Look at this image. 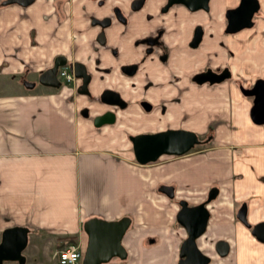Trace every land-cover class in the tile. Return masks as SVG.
I'll list each match as a JSON object with an SVG mask.
<instances>
[{"label": "crops", "instance_id": "crops-1", "mask_svg": "<svg viewBox=\"0 0 264 264\" xmlns=\"http://www.w3.org/2000/svg\"><path fill=\"white\" fill-rule=\"evenodd\" d=\"M97 1L66 0L64 17L59 20L54 0H35L23 6L0 0V241L7 226L25 225L26 262L44 251L43 259L36 261L46 264L52 255L57 257L59 238L74 235L79 245L85 246L88 235L84 219H116L126 214L132 225L122 240L127 256L131 244L139 246L143 256L153 254L154 260L168 249H174L177 257L187 231L176 219L179 206L175 199L186 197L196 203L215 186L218 193L207 204L209 221L203 234L211 230L215 239L229 240L238 263L255 260L259 264L249 251L263 248L264 241L260 244L235 212L244 201L251 221L264 219V121H253L252 98L240 88L244 77L251 83L258 76L264 77V0H260L252 26L229 33L225 9L238 0H211L209 9L200 12L206 32L204 44L192 51L193 69L231 65V78L206 83L199 89L193 83L190 103H170L168 109L174 115L143 125L132 121L138 116L129 109L114 123L96 124L92 117L105 106L92 104L87 113L85 108L92 98L76 91L78 80L60 88L23 83L26 78L38 77L53 63L55 54L65 52L71 58L83 59L96 77L102 74L99 84H91L92 94L98 95L104 85L117 82L126 89L132 84L130 79L137 82V95L146 93L138 90L143 85L141 77L127 78L119 68L120 62L129 59L125 52L140 48L134 39L145 32L138 19L142 12H134L131 22L117 26L124 38L109 37L99 43L95 39L98 25L89 24L86 34L83 28L91 14L100 15ZM114 3L127 8L123 0H106L109 6ZM184 8L183 4L172 8V17ZM156 25L152 22L150 31ZM177 25L178 21L172 24L178 29ZM96 57L101 59V68L96 67ZM107 72L112 82L103 78ZM154 91L147 92L157 102L161 95ZM134 109L143 115L142 110ZM159 112L144 114L154 117ZM169 125L184 126L199 134L209 128L210 143L181 155L160 154L157 160L139 162L128 134ZM163 182L175 185V198L158 189ZM161 229L164 236L172 235L171 246L165 241L153 248L142 245L148 238H159ZM47 240L52 242L48 249L44 244ZM243 242L248 258L253 259L240 255ZM40 245H44L42 250ZM258 245L263 246L255 247Z\"/></svg>", "mask_w": 264, "mask_h": 264}, {"label": "flooded vegetation", "instance_id": "flooded-vegetation-1", "mask_svg": "<svg viewBox=\"0 0 264 264\" xmlns=\"http://www.w3.org/2000/svg\"><path fill=\"white\" fill-rule=\"evenodd\" d=\"M34 1L35 0H33L32 2ZM65 1L66 0H54V6H56L57 8V14H58L59 20H62V18L64 17L65 9H64L63 3ZM240 1L241 0H238L235 4L228 5V7H231V6L235 7L240 3ZM123 2H124L123 3L124 6L125 7L127 6L126 10L124 7H122L118 3H114L112 6H109L108 4H106V0H98L97 1V5L99 6L98 10L99 12L101 11V13L99 16L91 14L88 17L89 19L87 23L84 22L85 24H83L84 33L86 34L88 32V27L90 24L93 26L95 25L99 26V29L96 32V36H95L96 41H98L99 43H105L109 39V37L111 38L122 37L120 32L117 29V26L119 24H126V22L127 23L131 22L133 17L135 18L134 12L141 11L142 13H140L139 15L140 18L138 19H139V22L142 24V26H144L143 28H145L144 29L145 32L140 34V36L137 37L136 39H134L135 43L138 44L140 48L139 49L133 48L131 49V51L125 52L126 53L125 55L127 56V58L129 57V59L128 61L120 62L119 68H121L123 76L127 78L136 77V76L141 77L140 84H143V85L139 87L138 90H142V89L146 90L144 91L146 93L137 95L136 93V90H137L136 83L137 82L134 79H130L132 84H129V86H127L126 89L124 88L121 89V87H119L120 85L119 82H117V84L114 86L109 85V84L104 85L103 88H101L98 91V95L92 94L91 84L95 82L99 84L100 83L99 80H101L102 74L96 77L95 72L92 69H89L86 62L83 61V59L81 58H77V57L71 58L65 52L55 54L53 56L54 58L53 63L55 62V59L59 56L61 58L67 59L66 62H64V64L70 63L71 65L72 62L77 61V60H81L85 64L86 69L89 72L88 81L86 83L87 84L86 90L83 91L82 89L83 86L81 84L83 82H82L81 77H77V78L75 77L74 81L78 80L79 82L78 87L76 89L77 92L86 94L90 98H92L91 103H89L86 106L87 108H85L87 113L89 112V108L91 107L92 104L94 106H105L104 110L99 113H104V111L110 109L111 111L115 112L114 119L115 121H117V118L119 117V115H122L121 113L124 112V110L129 109L131 110L130 112L134 116H138V117H132L133 118L132 121L135 122L136 124L143 125L144 123H146V121L155 122L159 118H161L162 120L166 119V117L168 118L169 114L174 115V113H171V111L168 109V106L170 103L171 104L180 103L181 105L182 104L186 105V103L190 101L193 83H197V87L199 89V86L206 85V83L211 82L209 78H205V80L200 81L201 78L205 77L206 75H209L208 71L210 69L211 71H214L216 73L214 74L215 76H217L220 72L225 73V68H228L227 71L229 72L228 76H223L220 80L211 82V84L225 81L228 78H231V69H232L231 65L229 66V65L219 64L215 68L211 67L210 65V66H205V68H202L200 70L193 69L192 58H193L194 53L192 51L193 49H196V47L198 48L200 45L204 44V40H205L204 36L206 32V26L200 21L202 17V14L200 12H202L203 10L209 9V7L211 6V0H208L207 2L208 5L206 7L202 6L198 8L196 7L193 8L182 0H177L173 2H170L169 0H123ZM178 4H183V6L185 7L184 8L185 10L184 11L182 9L177 10L176 14H179V15L172 17L173 14H171V10L175 6L177 7ZM260 5H261V2H260ZM260 5L258 9L260 8ZM228 7L225 9L226 17H227L226 10L228 9ZM257 10L254 13V16L258 12ZM177 18L179 20H177ZM194 18L198 20H194ZM227 19H226V24H227ZM175 21H178V25H177L178 29L172 26V24H174ZM152 22L154 23L157 22V25L154 26L155 28L154 31H150ZM107 30L111 31L110 35ZM226 30H227V25H226ZM33 31L34 30H32L31 33H33ZM233 31L235 30H229V31L227 30L228 33L233 32ZM33 37H34V33H33ZM122 38H124V36ZM96 60H97L96 67L101 68V66L98 65L101 59L99 57H96ZM64 64L57 66V78L59 80L60 85L59 86L52 85V86H57L58 88H60L64 86L65 83H67L66 81L64 82L62 80L59 74V70H58L59 66H62ZM153 74L155 75H154V78L152 79L151 76H153ZM38 77L34 79L26 78V80H30L32 81L34 85H37L39 83H42L38 81ZM103 78L107 79L110 82L113 81V78H111L110 75L108 76V72L107 74L103 76ZM155 78H158V80H156ZM252 84L253 82L247 86L250 87ZM106 87H109L110 89H113V90H117L119 93H121L123 100H124V104L123 105L120 103L109 104V102H106L105 100L103 101V97L101 93L103 89ZM147 91H149L150 93H153L154 91L158 95H161V96L157 102L156 101L154 102L152 99L153 97ZM247 95H250V94H247ZM250 97L253 98L252 95ZM135 107L137 110L138 109L142 110L143 115L137 114L134 109ZM157 110L160 112L159 114L154 116L155 118L148 116L147 114H144L145 112H156ZM170 126H174V125H169V126H166L165 128H169ZM165 128L159 127V128H156V130L165 129ZM145 130H148V129H145ZM156 130H149V131H156ZM143 131H140V132H143ZM136 132L129 133L128 139L130 140L131 134L136 133ZM199 135L198 137L200 138ZM200 142L204 143L201 138H200ZM200 142H197V143H200ZM242 202L239 203L240 204L239 207L243 204ZM190 204H193V203H190ZM239 207L237 208V210L239 209ZM235 216H236V212H235ZM246 216H247V213H246ZM248 220L250 219L248 218ZM251 222L253 223V221ZM248 228L250 229V227ZM201 235H199V237ZM198 238H196V242ZM214 247H215V250L217 251L216 243L214 244ZM204 253L208 254L206 251H204ZM208 255L210 256V254ZM211 261H212V256H211Z\"/></svg>", "mask_w": 264, "mask_h": 264}, {"label": "water", "instance_id": "water-1", "mask_svg": "<svg viewBox=\"0 0 264 264\" xmlns=\"http://www.w3.org/2000/svg\"><path fill=\"white\" fill-rule=\"evenodd\" d=\"M33 0H4V3L16 2L20 5L30 4ZM170 2L177 0H169ZM193 8L206 7L208 0H182ZM260 5V0H241L237 6L228 7L227 12V30L238 31L245 26H252L253 16ZM66 58L57 57L51 66L42 69L38 77V81L45 85H60L57 78V66L64 64ZM75 70V77L82 78L83 91L86 90L89 72L85 64L81 60L71 63ZM228 68L225 73L220 72L217 76L211 69L209 75L201 78L200 81L209 78L211 82L220 80L223 76H228ZM213 74V75H212ZM224 74V75H223ZM27 86L34 84L30 80L23 82ZM240 88L246 94L252 95L253 105L250 107V114L254 122L264 121V77L258 76L249 87L240 85ZM103 101L109 104H124L121 93L117 90L106 87L102 91ZM114 111L110 109L104 113L95 114L93 120L96 124L102 125L105 122H114ZM198 132L187 127L170 126L165 129H157L156 131L145 130L139 133L131 134V143L133 144L134 156L141 163L157 160L160 154L181 155L183 152L193 148L197 142H200ZM174 184L161 183L158 189L168 196L172 197L174 193ZM208 196L204 200L190 204L186 197L178 200L179 209L175 212L176 219L181 223L182 227L187 231V235L181 241L180 251H178L177 264H207L211 261V256L204 253L203 249L197 244L196 238L205 232L206 225L209 221L210 209L207 203L211 198L217 195V188L210 187ZM243 204L236 211V216L242 220L243 224L252 229L255 237L264 241V219L258 222H251L246 216L247 204ZM84 230L88 235L85 244L84 255H82V264H99L107 262L112 256L123 259L126 257L128 249L123 244V236L125 230L130 227V217L122 214L120 217L113 219H104L100 216L86 218L83 221ZM28 228L25 225L7 226L1 232L0 241V264H30L26 263L25 253L22 251L28 243ZM217 252L219 255L225 256L230 249V242L225 238H216L215 240Z\"/></svg>", "mask_w": 264, "mask_h": 264}, {"label": "rangeland", "instance_id": "rangeland-1", "mask_svg": "<svg viewBox=\"0 0 264 264\" xmlns=\"http://www.w3.org/2000/svg\"><path fill=\"white\" fill-rule=\"evenodd\" d=\"M236 74H238L237 70H236ZM240 80H241L240 82H241V84L243 86H244L243 83H245V82H246L245 85H248L249 83H251L250 82V78H245L244 77L243 79H240ZM180 112H183V110H181ZM200 134H201V136L200 135L199 136H200V138L202 139V141L204 143H201V142L197 143L195 145V147L191 148L190 150H195L196 148H204V147L208 146V143H210V135L212 134V130H210L208 128V130L206 132H203V133L201 132ZM172 197L175 198V196H172ZM213 198H216V196L213 197ZM180 199H175L177 204H178V200H180ZM188 202H190V201H188ZM177 206H179V204ZM179 225L180 224H178L177 226H179ZM242 225L245 226L243 223H242ZM131 227H132V225H131ZM245 228L249 229L247 226H245ZM209 230H210V228H209ZM160 232L161 233H160L159 238H156V239L148 238V240H146L143 244L142 243L141 244L143 246H146V248L148 247V245L153 248V246H159V245L161 246L162 245L161 243H163V241H165V244L167 245V247L171 246V245H168V242L171 241L172 235H170V236H166L165 235L164 236L165 232H163L162 229H161ZM215 236H216V233L214 234L210 230L209 233H207L205 235L203 234V236L201 235V237L199 239V243H197V244L203 245L201 247L204 249V251H206L208 254H210V256H212V261L210 263H208V264H234V263L235 264H249L247 261L246 262L245 261H241L240 263L235 261V255H234V253H232L233 252L232 250L234 248L232 246H231L232 249H230L229 254H227L228 256H225V258L223 256H220L217 253V251L215 250V247H214ZM62 239L63 238H59V241H58V243L55 246L56 248H58L61 245H65V244L73 241V240H71V241H68V240L67 241L66 240L63 241ZM74 241L76 242V244L79 245V243H78L79 241L76 238H75ZM46 242L44 243L46 245L45 248L48 249L47 247H49V243L51 244L52 242H51V240L48 241L47 244H46ZM263 243L260 242V244H263ZM40 246H41L40 250H42L44 245L43 246L40 245ZM79 246L81 247V245H79ZM130 246L131 247H130V251L128 253V256L124 257L123 259H120L118 257L113 256L112 258H110V260L108 262H106L104 264H152V262H154V263L156 262V264H174V263H176V258L178 257V253H177V257H176V254L172 252L174 249H172L171 252H168L169 251V249H168L167 252L163 253L160 257H158L156 260H154L153 254H151L150 252L148 254H144V256H143L142 254H140V247L139 246H136V245L134 246V245H131V244H130ZM260 246H263V245H258V246H255V247H260ZM50 247H52V245H50ZM84 247L85 246H83V249H85ZM25 248H26V246L23 248L22 251L27 256L28 253L25 251ZM152 248H151V250H153ZM247 249H248V247H246V244L243 242V246L240 248V250L242 251V253H240V255L243 254V255L247 256L246 257L247 259H251V258L253 259V256L251 258H248L249 255L246 252ZM249 254L250 255H256L257 256L256 259L258 260L257 262H260V263L264 264V247L260 248V249L251 248V251H249ZM43 256H44V251H43V253L42 252H39V253L36 252V255L33 256L32 261L28 262V263H30V264H39V263H37L36 260H37V258L38 259H43ZM173 261H174V263H173ZM45 263L46 264H63V263L58 262L57 257L56 256L54 257L53 255L51 256L50 259H47ZM99 264H103V263H99ZM250 264H256L255 260H254V262L251 261Z\"/></svg>", "mask_w": 264, "mask_h": 264}, {"label": "built area", "instance_id": "built-area-1", "mask_svg": "<svg viewBox=\"0 0 264 264\" xmlns=\"http://www.w3.org/2000/svg\"><path fill=\"white\" fill-rule=\"evenodd\" d=\"M59 74L62 80L65 82H72L75 79V71L70 63H66L59 66ZM83 255V249L76 244L75 241H71L65 245H61L57 248L58 262L63 264H82L81 256Z\"/></svg>", "mask_w": 264, "mask_h": 264}, {"label": "trees", "instance_id": "trees-1", "mask_svg": "<svg viewBox=\"0 0 264 264\" xmlns=\"http://www.w3.org/2000/svg\"><path fill=\"white\" fill-rule=\"evenodd\" d=\"M75 238H76V237H75L74 235H71L70 237H68V238H66V239H62V240H63V241H65V240H66V241H67V240H68V241H71V240L74 241ZM59 244H60V243H59Z\"/></svg>", "mask_w": 264, "mask_h": 264}]
</instances>
